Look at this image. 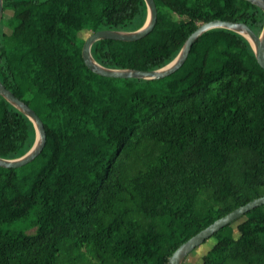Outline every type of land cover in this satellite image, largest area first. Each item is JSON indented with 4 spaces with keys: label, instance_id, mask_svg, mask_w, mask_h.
Wrapping results in <instances>:
<instances>
[{
    "label": "trees",
    "instance_id": "16d2710c",
    "mask_svg": "<svg viewBox=\"0 0 264 264\" xmlns=\"http://www.w3.org/2000/svg\"><path fill=\"white\" fill-rule=\"evenodd\" d=\"M153 1L152 32L95 42L99 65L156 70L202 23L258 35L264 22L245 0ZM2 9L0 82L37 114L46 140L27 165L0 167V264H168L264 196V71L242 36L207 31L161 80L105 78L85 67L84 39L139 29L143 0H2ZM35 135L0 97V158L21 157ZM208 240L198 263L182 264H264V204Z\"/></svg>",
    "mask_w": 264,
    "mask_h": 264
},
{
    "label": "water",
    "instance_id": "95a60500",
    "mask_svg": "<svg viewBox=\"0 0 264 264\" xmlns=\"http://www.w3.org/2000/svg\"><path fill=\"white\" fill-rule=\"evenodd\" d=\"M147 17L144 24L135 31H109L101 30L89 34L81 48V58L85 67L95 75L115 79H137V80H161L176 72L185 62L192 44L204 33L213 29H225L234 32L248 41L257 64L264 71V22L260 33L257 35L244 23H236L224 20H213L200 24L184 42L177 56L164 67L152 71H139L134 69H108L99 65L92 57L91 46L100 40H112L121 42H135L150 34L155 27L157 11L153 0H143ZM258 7L264 15V0H245ZM2 0H0V21L2 18ZM0 97L10 104L14 109L23 114L32 123L35 130V140L31 148L17 159L0 158V167L6 169L20 168L32 162L42 151L46 135L44 126L37 114L24 102L16 98L0 82ZM264 204V196L256 198L244 206L238 207L225 216L215 220L209 226L181 244L169 257L168 264H182L185 258L202 243L208 240L214 233L235 221L246 212Z\"/></svg>",
    "mask_w": 264,
    "mask_h": 264
},
{
    "label": "rangeland",
    "instance_id": "374dc122",
    "mask_svg": "<svg viewBox=\"0 0 264 264\" xmlns=\"http://www.w3.org/2000/svg\"><path fill=\"white\" fill-rule=\"evenodd\" d=\"M211 240L206 241L205 244L198 247L195 251L189 254V256L186 259L187 261H195L198 263L200 261L201 256L210 248Z\"/></svg>",
    "mask_w": 264,
    "mask_h": 264
}]
</instances>
